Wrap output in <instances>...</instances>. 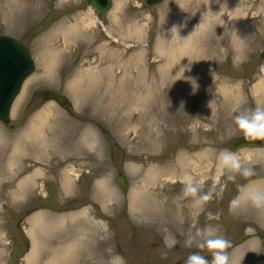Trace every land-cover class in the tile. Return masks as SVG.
<instances>
[{"label": "rangeland", "instance_id": "1", "mask_svg": "<svg viewBox=\"0 0 264 264\" xmlns=\"http://www.w3.org/2000/svg\"><path fill=\"white\" fill-rule=\"evenodd\" d=\"M87 1L0 0V35L35 62L0 122V264H186L206 226L232 264H264V209L230 207L264 188V141L237 151L253 176L217 166L234 115L264 105V0ZM185 173L220 195L177 199Z\"/></svg>", "mask_w": 264, "mask_h": 264}, {"label": "clouds", "instance_id": "2", "mask_svg": "<svg viewBox=\"0 0 264 264\" xmlns=\"http://www.w3.org/2000/svg\"><path fill=\"white\" fill-rule=\"evenodd\" d=\"M176 28H173V30ZM233 123L247 141H264V105L257 104L255 108L240 111L234 115ZM217 166L225 171L228 180H234L236 175L244 178L253 176L254 170L245 166L241 156L237 151L229 149L221 150L217 156ZM182 190L177 199L183 200L191 198L193 207H201L212 200L216 192V185L203 192L204 181H197L193 175L185 173L181 178ZM251 204L257 209H264V188L245 184L238 186V195L231 201L230 207L235 210L241 206ZM181 243L173 239L172 246ZM185 246L190 247L196 243L197 249L207 251L211 254V260L205 258L199 252L191 253L186 260V264H232L228 249L232 246L231 242L219 235L211 226L197 229L194 234H190L182 241Z\"/></svg>", "mask_w": 264, "mask_h": 264}, {"label": "water", "instance_id": "3", "mask_svg": "<svg viewBox=\"0 0 264 264\" xmlns=\"http://www.w3.org/2000/svg\"><path fill=\"white\" fill-rule=\"evenodd\" d=\"M166 0H147L141 5L144 9L147 6H153ZM88 4L92 6L99 14H105L112 8V0H88ZM264 59V52L261 55ZM35 63L30 51L25 45L18 40L0 35V122L3 124L10 123L11 111L13 104L20 94L26 80L34 73ZM45 100H52L59 105L68 106L69 100L62 94L53 91H46L43 94ZM231 151L242 148H260L262 142L247 141L243 136L237 137L228 143ZM118 184L123 192L128 191V180L119 173L117 177ZM202 252L195 251L193 253Z\"/></svg>", "mask_w": 264, "mask_h": 264}, {"label": "bare ground", "instance_id": "4", "mask_svg": "<svg viewBox=\"0 0 264 264\" xmlns=\"http://www.w3.org/2000/svg\"><path fill=\"white\" fill-rule=\"evenodd\" d=\"M258 90L264 91V84H260L258 86ZM34 225H35L36 228H38V229L40 228L39 227L40 226L39 222H36ZM115 264H120V262L117 261V262H115Z\"/></svg>", "mask_w": 264, "mask_h": 264}]
</instances>
